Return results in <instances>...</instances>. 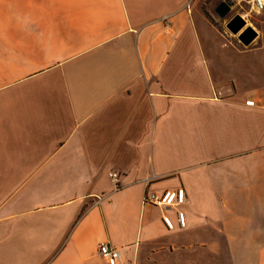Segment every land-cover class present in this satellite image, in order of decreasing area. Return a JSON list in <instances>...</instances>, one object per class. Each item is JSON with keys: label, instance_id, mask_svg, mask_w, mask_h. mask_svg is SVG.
Here are the masks:
<instances>
[{"label": "crops", "instance_id": "obj_1", "mask_svg": "<svg viewBox=\"0 0 264 264\" xmlns=\"http://www.w3.org/2000/svg\"><path fill=\"white\" fill-rule=\"evenodd\" d=\"M203 4L0 0V264H264V8Z\"/></svg>", "mask_w": 264, "mask_h": 264}, {"label": "built area", "instance_id": "obj_2", "mask_svg": "<svg viewBox=\"0 0 264 264\" xmlns=\"http://www.w3.org/2000/svg\"><path fill=\"white\" fill-rule=\"evenodd\" d=\"M258 10L264 8V0H246ZM114 180H118L119 174L112 173ZM186 201V192L184 188L168 189L162 193H147L144 197L145 205H154L158 207H179ZM163 222L168 229L176 227L175 221L168 215L163 216ZM177 223L180 227L185 228L187 224L186 215L182 210H177ZM100 255L105 258L109 264L121 263V251L119 248L111 245L109 242H103L99 246Z\"/></svg>", "mask_w": 264, "mask_h": 264}, {"label": "rangeland", "instance_id": "obj_3", "mask_svg": "<svg viewBox=\"0 0 264 264\" xmlns=\"http://www.w3.org/2000/svg\"><path fill=\"white\" fill-rule=\"evenodd\" d=\"M222 1H229V0H203V9L207 16L210 18V21L213 25L219 27L223 32L235 39V41H239L238 36L233 34L227 28V22L236 14H240L246 21L247 26H252L257 32L258 27V16L259 13L256 9H252V5L248 3L246 0H234V4L232 5L231 12L224 18L220 17L216 12L215 8L222 2ZM264 20L262 18L261 13V26L263 25ZM259 36V32H258ZM264 84V77H261V85Z\"/></svg>", "mask_w": 264, "mask_h": 264}, {"label": "water", "instance_id": "obj_4", "mask_svg": "<svg viewBox=\"0 0 264 264\" xmlns=\"http://www.w3.org/2000/svg\"><path fill=\"white\" fill-rule=\"evenodd\" d=\"M234 0L222 1L216 8L215 12L222 18L226 17L232 10ZM227 28L246 46L250 45L258 36V32L252 27L247 26V21L240 15L236 14L227 22Z\"/></svg>", "mask_w": 264, "mask_h": 264}]
</instances>
